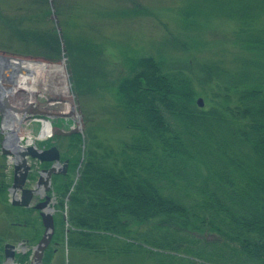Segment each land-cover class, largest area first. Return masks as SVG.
<instances>
[{"label":"trees","instance_id":"obj_1","mask_svg":"<svg viewBox=\"0 0 264 264\" xmlns=\"http://www.w3.org/2000/svg\"><path fill=\"white\" fill-rule=\"evenodd\" d=\"M33 3L17 18L31 24L39 7L53 12L62 28L72 24L78 31H65L62 40L3 17L11 33L40 45L35 53L48 60L63 50L76 94H109L129 130L117 146L101 149L100 141L93 142L82 161V134L61 136L77 143L75 154L66 155L79 168L69 194L68 178L57 184L59 209L69 195L70 226L63 233L57 227L63 214L55 215L56 240L64 234L69 247L132 254L127 264H264V0L223 1L221 10L237 23L232 44L241 54L232 66L201 64L199 79L209 88L202 106L191 77L162 57L125 55L114 75L106 68L91 19L117 16V8L95 0ZM215 7L214 0H182L178 26L186 37H172L180 48H198L190 32L203 27ZM4 168L0 160V200L8 185ZM49 256L47 251L44 263Z\"/></svg>","mask_w":264,"mask_h":264},{"label":"rangeland","instance_id":"obj_2","mask_svg":"<svg viewBox=\"0 0 264 264\" xmlns=\"http://www.w3.org/2000/svg\"><path fill=\"white\" fill-rule=\"evenodd\" d=\"M95 1L102 5V8L108 5V7L117 8L118 13H120H117V16L112 18L91 19L96 27L92 29L103 43L106 61L104 64H106L107 69L112 70L113 75L125 55L151 54L155 57H162L171 68L180 70L191 77L194 89L198 92L196 97L202 96L203 104H206V94L209 88L202 86L199 79V76L203 75L201 73V64L205 61L215 60L220 61L224 65L232 66L234 58L241 54V51L232 44V32L236 29L237 23L227 9L221 10L220 8L223 6L224 0H214L216 11L212 12L208 21L205 22L206 25L204 23L203 27L190 32L191 37H196L199 40L198 48L191 46L187 49L180 48L172 39L173 36L186 37L178 26L179 16L177 8L182 3V0ZM33 4V0H0V54L13 57V59L8 58L4 61V82L27 91H36L33 96L35 99H32L37 107L34 108L43 111L42 116L49 115L51 118V134L44 138H36L33 141L39 143V146L57 141L61 144L63 149L61 151L63 153L66 152L65 155L75 154L77 143L75 147L73 144L72 148H67L62 140L68 138L61 137L63 136L62 134H54V131L58 127L67 130L72 126H76L78 128L76 132L82 134V144H79L82 152L78 153L80 161H82V154H84L85 148L91 147L93 142L100 141L101 149L106 145L117 146L118 140L127 139L129 130L120 124V117L114 110L109 94L100 96L99 92L96 94H82V96L77 95L69 76L66 55L63 54V50H61L57 60H48L44 56L39 55L40 53H35L36 51L40 52V45L35 44V42L28 43L20 40L15 33H11V28L3 21V17L15 19L17 24H21L24 21L22 26L27 28L31 26L40 33L52 31V35L56 34L62 40L65 31L67 34L78 31L72 24H66L62 28L57 23V17L53 12L47 13L39 7L36 9L35 21L33 20L31 24L30 18L23 21L17 18L22 11H25L27 7L30 8ZM129 10L131 12L127 14L126 12ZM43 13L44 15H41ZM262 15L264 16V10ZM57 26H59V29ZM86 30L93 34L89 28H86ZM60 62L62 64L61 68L59 66ZM60 69H62L61 73L58 72ZM62 81H65L66 86L62 85ZM17 93L8 96L11 103L18 100L19 96ZM66 102L70 103V108L67 106L65 111L71 113L68 116L59 114L63 112ZM29 113L32 114L33 112ZM22 114H27V112L22 110ZM29 119L22 117L18 120L20 121L19 124L15 123L16 121L14 120L16 126L14 130L18 136L32 133L35 138L37 132L35 130L39 126H36L35 121ZM27 123L28 128L26 127ZM29 126L35 130L30 131ZM6 131L10 130L7 128ZM25 141L24 137L20 143ZM0 160L5 163L7 174L10 173L9 169H11L12 163L9 156L4 158L0 156ZM78 168L74 165L70 169L66 194H69L73 189V183L78 175ZM59 182H61V179L58 178L57 183ZM8 196L6 193L5 197L7 198ZM68 197L69 195L62 196L64 206L63 209L58 208L55 213L56 218H59L61 214H63L64 220L67 218ZM8 209L11 210V213H9ZM18 212L17 208H9L7 199L0 200V222H3L5 226L7 223L5 216L13 219L11 215L13 213L17 215ZM69 226L70 224L66 220L63 223L59 222L57 225L63 233L68 232ZM26 230V228L24 231L20 229V232L26 233ZM16 235L19 234L16 232ZM63 235L61 234L59 239H57L56 250L50 264H121L122 261L124 262L123 264H127L131 259H134V257L129 256L132 254L128 256L123 254L110 256L104 253L95 254L69 247L66 237H63ZM203 235L208 238L211 237L209 232H203ZM11 236L12 234L9 233L6 237L10 238Z\"/></svg>","mask_w":264,"mask_h":264},{"label":"flooded vegetation","instance_id":"obj_3","mask_svg":"<svg viewBox=\"0 0 264 264\" xmlns=\"http://www.w3.org/2000/svg\"><path fill=\"white\" fill-rule=\"evenodd\" d=\"M5 60L6 59L0 57V98L1 101L4 98L6 99V102L9 105L5 107L6 109L13 110L15 105L9 101L8 99L9 97L7 95L3 97L4 89H5L4 87L5 78H3ZM5 99L3 101H5ZM63 140L67 148L73 147V145L70 144L71 142L69 141V139H63ZM16 141H17L16 139H6L5 145L10 149H14L16 147ZM35 144L39 147V143L37 144V142H35ZM53 144H55L56 147L58 148V152H59L58 160L39 161L37 158L34 157L27 158L28 170L26 173V177L24 178V181L21 184L22 188H25V190L30 193L29 203L26 205L13 204L9 201V197L12 195L10 191V185L12 182L13 167L9 169L10 173L8 174L6 168H4V172L6 174V181L8 183L6 187V193L9 195L6 199L8 200V204L17 207L19 212L17 215H15L14 213L11 215L13 219H9V217L5 216L7 220L6 226L3 224V222H0V264H30L33 258V254H32L33 246L38 241V239L40 238V236L44 231V226L42 224V219L40 215L41 209L35 207V204L41 206L42 204H44V202L48 208H52L50 209V211L53 216L54 229L49 237L46 247L43 250L42 264H46L44 263V259L47 251L50 254L49 262L47 264H50L53 254L55 253L56 245H57V240L55 237V213L58 210L57 205L59 199L58 197H56L55 191L58 184L57 183L58 178L61 179L60 182V187H61L63 183L67 180L72 165L69 162L68 155H65L66 152L63 153L61 151L62 147L59 142L53 141L50 143H45L42 144L40 148L43 149L48 148ZM9 158L11 160V163L13 164L12 155ZM64 164L66 165L65 167ZM50 167H54L55 170L51 172L49 181L47 182L46 170L50 169ZM40 177H41V182L37 183V180ZM16 195H17L16 199L21 200L20 190L16 191ZM8 211L9 213H11L10 209H8ZM25 228L27 229L26 233L20 232V229L24 231ZM16 232L19 235L20 234L21 235L20 236L16 235ZM9 233L12 234V236L10 238H7L6 236L9 235ZM5 243L14 244V254L12 257V261L9 260L11 255L10 254L11 248L8 245H7L8 255L4 254Z\"/></svg>","mask_w":264,"mask_h":264},{"label":"water","instance_id":"obj_4","mask_svg":"<svg viewBox=\"0 0 264 264\" xmlns=\"http://www.w3.org/2000/svg\"><path fill=\"white\" fill-rule=\"evenodd\" d=\"M56 21V19H55ZM59 29V26H57ZM0 57L4 59L12 58L11 56L7 55H2L0 54ZM15 59V58H14ZM19 59V58H17ZM3 97H5V94H3ZM5 99V98H4ZM4 99L0 98V120L4 119L5 114H6V106H9ZM195 102L198 106L203 105V98L202 96H197L195 98ZM13 108V107H12ZM15 110V107L13 108ZM25 112H33L32 114H42L43 111L37 110L34 107L30 106L27 108H24ZM31 114V113H30ZM49 116V115H48ZM78 128L76 126L70 127V129L64 130L60 127L56 128L54 133L55 134H70L72 132H76ZM6 139H16L17 137L15 136L14 132L10 131L9 132V137L7 138L4 131L0 129V151L3 154H11L12 159H13V171H12V182L10 185V191L12 195L9 197V201L13 204H28L29 199H30V193L25 190V188H22L21 184L24 181V178L26 177V173L28 170V164H27V158L29 157H34L37 158L39 161H44V160H58L59 158V152L58 148L56 147L55 144L49 146L48 148H40L37 147L35 144H26L22 146L21 144L17 143L16 141V147L14 149H10L6 147L5 141ZM66 165L64 164V167ZM55 170L54 167H50V169L46 170V179L47 182L49 181L50 174ZM41 182V177L38 178L37 183ZM46 182V181H44ZM20 190L21 195L20 199H16V191ZM35 207L41 209L40 215L42 219V224L44 226V231L38 241L34 244L33 249H32V254L33 258L30 262V264H42V254L43 250L46 247L49 237L54 229V221H53V216L50 211L52 208H48L44 202L41 206L38 204H35ZM7 245L11 248V255L9 260L12 261V257L14 254V244L12 243H5L4 245V254L8 255L7 253Z\"/></svg>","mask_w":264,"mask_h":264},{"label":"bare ground","instance_id":"obj_5","mask_svg":"<svg viewBox=\"0 0 264 264\" xmlns=\"http://www.w3.org/2000/svg\"><path fill=\"white\" fill-rule=\"evenodd\" d=\"M4 87H5V89H4L5 96L6 95L7 96L13 95V94L19 92V93H17L19 98H18V100H16V102L13 103L15 105L14 106L15 110L14 109L13 110L6 109L7 113L5 114L4 119H1V125L3 127V130H7V128H8L12 132H14L15 136L17 137L18 142H20L21 139H23L24 137H25L26 142H31L36 138L40 139V138H44V137L49 136V134H51V118L49 116H46V115L42 116V114L41 115L30 114L29 112H27V114H22V110H24V108H27L30 106L37 108L35 106L33 100H32V99H35V98H33V96L35 95L36 91H29V90L27 91L25 89H22L20 87L13 85V84H8V82H4ZM67 106H69V108H70V103L66 102L64 105L63 112H61L59 114H65V116H68L69 114H71L69 112H65ZM36 115L39 117H37ZM22 117H25L27 119L30 118L29 120L35 121L36 126H39V128L37 130L34 129L35 131H37L35 138H34V135L32 133H27V134L21 135V136H18L16 134V132L14 130V129H16L15 123L19 124L20 121H18V120H20ZM14 120L16 121L15 123H14ZM28 123H30V122H28ZM28 123L26 124L27 128H28ZM36 126L34 125V127H36ZM29 130L34 131L31 127ZM41 141H43V140H41Z\"/></svg>","mask_w":264,"mask_h":264},{"label":"built area","instance_id":"obj_6","mask_svg":"<svg viewBox=\"0 0 264 264\" xmlns=\"http://www.w3.org/2000/svg\"><path fill=\"white\" fill-rule=\"evenodd\" d=\"M2 126V125H1Z\"/></svg>","mask_w":264,"mask_h":264}]
</instances>
